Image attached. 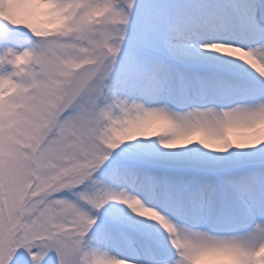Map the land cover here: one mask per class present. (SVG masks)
Returning <instances> with one entry per match:
<instances>
[{"label": "snow or ice", "instance_id": "obj_1", "mask_svg": "<svg viewBox=\"0 0 264 264\" xmlns=\"http://www.w3.org/2000/svg\"><path fill=\"white\" fill-rule=\"evenodd\" d=\"M5 80L0 264H257L264 0H0Z\"/></svg>", "mask_w": 264, "mask_h": 264}, {"label": "clouds", "instance_id": "obj_2", "mask_svg": "<svg viewBox=\"0 0 264 264\" xmlns=\"http://www.w3.org/2000/svg\"><path fill=\"white\" fill-rule=\"evenodd\" d=\"M2 14L5 16L7 15L6 6L2 11ZM63 24L64 17L60 13L53 11L49 16L47 25L51 28H59ZM25 59L26 56L25 58L16 61L14 64L8 63V75L18 78L17 66L22 65ZM0 90H2L5 94L8 92L9 86L7 80L0 82ZM253 247L255 248L254 257L257 264H264V239H257L256 241H254ZM212 255L224 257L227 260L228 264H244L242 254L235 250H224L221 252L213 253ZM200 259V257L197 258L196 264H200Z\"/></svg>", "mask_w": 264, "mask_h": 264}]
</instances>
